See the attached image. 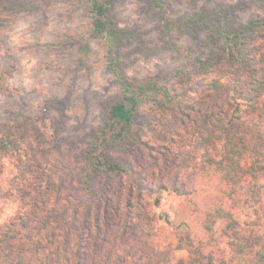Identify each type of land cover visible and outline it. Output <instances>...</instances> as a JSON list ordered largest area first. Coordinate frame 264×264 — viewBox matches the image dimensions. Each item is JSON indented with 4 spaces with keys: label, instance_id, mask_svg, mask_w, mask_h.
<instances>
[{
    "label": "rangeland",
    "instance_id": "374dc122",
    "mask_svg": "<svg viewBox=\"0 0 264 264\" xmlns=\"http://www.w3.org/2000/svg\"><path fill=\"white\" fill-rule=\"evenodd\" d=\"M160 1L161 7L149 0H111L110 19L127 35L122 55L129 77L154 76L170 86L196 58L205 59L211 49L221 52L224 39L209 43L206 25L187 20L203 10L212 25L230 29L259 20L263 28H256L252 42L261 43L264 55V0ZM90 19L82 0H0V83L8 87L0 94V138L8 140L0 151V264H73L78 230L86 264H127L123 249L139 241L138 221L144 218L149 227L150 207L135 197L137 190L132 207L126 206V178L99 175L89 196L75 175L87 164L85 150L102 124L104 106L118 93L104 69L101 40L88 36ZM213 68L219 75L215 87L193 96V107L171 111L163 130H142L143 139L158 148H106L114 160H127L139 171L138 182L181 180L191 163L186 144L198 131L208 133L201 127L204 114L211 112L206 128L212 129L220 111H227L220 82L242 72L241 66L222 59ZM149 108L145 112L153 114ZM230 206L228 197L224 207ZM220 224L218 219L216 236ZM179 262L189 264L185 250H177L171 264Z\"/></svg>",
    "mask_w": 264,
    "mask_h": 264
},
{
    "label": "trees",
    "instance_id": "16d2710c",
    "mask_svg": "<svg viewBox=\"0 0 264 264\" xmlns=\"http://www.w3.org/2000/svg\"><path fill=\"white\" fill-rule=\"evenodd\" d=\"M82 1L91 18L88 36L101 40L104 69L118 85V93L104 106L102 124L85 150L87 164L75 175L89 196L94 194L96 178L102 175L129 181L124 193L127 207L133 205L135 190V197L147 200L149 227L145 228L144 218L138 221L142 232L139 241L125 244L123 249L129 257L127 264H171L177 250L188 253L189 264H264V55L259 54L261 43L252 42L256 30L263 28L259 20L230 29L212 25L204 10L187 18L206 25L212 39L209 43L224 39V47L221 52L211 49L205 59L196 58L193 68L179 72L177 80L168 86L158 77L126 75L122 46L127 35L110 19L111 0ZM149 1L162 6L160 0ZM222 59L230 65L239 63L242 72L235 71L220 82L228 109L220 111L212 129L206 128L211 112L204 114L201 127L208 133L198 131L186 144V159L191 163L185 165L182 179L176 176L167 183L138 182L135 177L139 171L127 160H114L106 148H158L143 139L142 130L154 126L163 130L171 111L185 113L193 107L189 104L193 96L215 87L219 75L213 66ZM2 85L0 94H6L8 87ZM147 106L153 114L145 112ZM7 144L8 140L0 138L1 152ZM228 197L231 206L226 210ZM218 219L220 234L216 236ZM122 225L127 222L123 220ZM75 239L73 264H86L81 230ZM209 247L213 249L205 252Z\"/></svg>",
    "mask_w": 264,
    "mask_h": 264
}]
</instances>
